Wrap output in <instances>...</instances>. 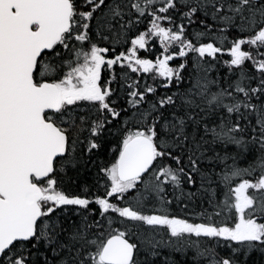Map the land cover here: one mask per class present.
<instances>
[{
  "label": "snow or ice",
  "instance_id": "6c2138e0",
  "mask_svg": "<svg viewBox=\"0 0 264 264\" xmlns=\"http://www.w3.org/2000/svg\"><path fill=\"white\" fill-rule=\"evenodd\" d=\"M253 252L264 0H0V264Z\"/></svg>",
  "mask_w": 264,
  "mask_h": 264
},
{
  "label": "trees",
  "instance_id": "16d2710c",
  "mask_svg": "<svg viewBox=\"0 0 264 264\" xmlns=\"http://www.w3.org/2000/svg\"><path fill=\"white\" fill-rule=\"evenodd\" d=\"M156 49L157 51L159 50V45L156 44ZM143 55V53H142ZM149 58H154V57H149ZM228 57L225 56L224 59H227ZM151 82V81H149ZM89 183H91V181L89 180ZM177 259H179L180 257L177 255L176 257ZM247 264H264V255L260 254L259 252H253L249 258H248V262Z\"/></svg>",
  "mask_w": 264,
  "mask_h": 264
}]
</instances>
